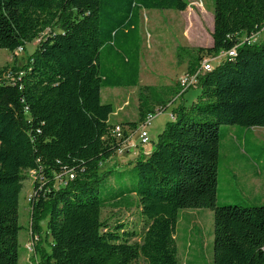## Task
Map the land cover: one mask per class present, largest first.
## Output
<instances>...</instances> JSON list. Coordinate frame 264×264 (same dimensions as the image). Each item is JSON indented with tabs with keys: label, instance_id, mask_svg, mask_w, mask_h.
<instances>
[{
	"label": "trees",
	"instance_id": "1",
	"mask_svg": "<svg viewBox=\"0 0 264 264\" xmlns=\"http://www.w3.org/2000/svg\"><path fill=\"white\" fill-rule=\"evenodd\" d=\"M187 7L184 0H0V49L14 56L37 41L24 66L0 67V264H18V203L29 171L37 176L33 231L45 222L50 238L47 251L34 247L40 264H178L174 232L185 209L213 214L210 264H264V204L217 202L219 128H264V0H213L211 46L176 51L177 65L188 57L187 74L244 36L258 40L198 76L189 88L201 90L197 103L178 104L152 151L113 177L116 184L108 183L113 168L100 172L128 139L125 130L113 136L116 125L134 132L189 90L140 87L138 120L126 124L111 125L113 108L100 101L102 88L138 86L140 12ZM58 177L64 186L55 187ZM131 196L141 232L101 221L105 205Z\"/></svg>",
	"mask_w": 264,
	"mask_h": 264
},
{
	"label": "rangeland",
	"instance_id": "2",
	"mask_svg": "<svg viewBox=\"0 0 264 264\" xmlns=\"http://www.w3.org/2000/svg\"><path fill=\"white\" fill-rule=\"evenodd\" d=\"M188 7L184 12L142 10L140 12V72L137 87L102 88L100 101L102 105H111L113 114L111 123H132L138 120V89L144 86L175 85L185 76L188 57L184 56L182 66L177 65L176 51L181 48L193 54L196 48L211 46L213 25V0H184ZM264 37V31L261 39ZM260 39V40H261ZM37 42V41H36ZM35 42L26 44L24 50L10 54L0 49V67L15 65L21 68L36 48ZM212 61V68L217 66ZM201 95L199 88L189 89L176 102L167 106L165 111L155 115L149 126L145 127L150 142L144 148L139 146L137 136L131 138L123 148L122 154L115 155L111 160L100 166V172L113 168V175L108 183L113 186L118 174L128 173L131 164L138 158L139 152H150L156 144L157 136L164 125L171 120L173 109L184 102L186 107L197 103ZM116 125V124H115ZM236 131V132H235ZM224 135L219 148L217 202L219 205L238 204L251 207L264 204V165L258 166L247 162L245 158H260L264 161V128L242 129L237 126L219 128ZM240 136V140L237 139ZM242 137L247 139L244 155L241 144ZM263 149V150H262ZM143 150V151H142ZM250 161V160H249ZM258 168V169H257ZM261 169V171L259 170ZM114 177V179H113ZM117 181V180H116ZM34 179L27 173L19 195L18 203V264H40L34 251L26 248L41 247L47 251L50 242L46 234L45 222L39 225V234H35L31 221L30 197L33 194ZM136 199L131 196L127 203L118 207L107 204L101 211V221L107 225L123 226L124 231L141 232L143 222L140 217ZM178 264H210L213 256V214L207 209H185L179 212V219L174 232ZM135 239L131 240L134 242ZM138 264H145L139 260Z\"/></svg>",
	"mask_w": 264,
	"mask_h": 264
},
{
	"label": "built area",
	"instance_id": "3",
	"mask_svg": "<svg viewBox=\"0 0 264 264\" xmlns=\"http://www.w3.org/2000/svg\"><path fill=\"white\" fill-rule=\"evenodd\" d=\"M259 38V34L255 33L252 34L250 36H244L242 38H240V40L238 41V43L235 45L234 48H232L231 50L228 51H221L219 52L216 56L214 57H209V58H205L202 63L200 64V68L194 73V74H187L185 73V76L182 77L181 79H179L178 85L179 87L182 89V91L189 89V88H194L196 87L197 84V80H198V76L200 74H203L205 72H209L212 69L211 63L213 60H217L218 62H221L222 60L226 59V58H233L236 55V48L242 44L244 45H251L253 43H255ZM19 52H21V49H18ZM158 115V114H157ZM171 120H173V116L171 115ZM153 117L152 116H148L146 121L143 124H140L136 130L134 132L130 131L127 127L122 128L121 126L116 125L113 128V136L119 140L122 137V133L123 130L126 131V134L128 135V139L126 142H124V144L120 147V149H118L117 151V155L122 154L123 148L126 144H129V142L131 141V138L134 136H137L138 138V144L139 146H141L142 148H144L146 145L149 144L150 139L148 137V134L145 131V127L149 126L150 122L152 121ZM27 173H30L33 176L34 181L36 180L37 176L36 173L34 171H29ZM69 180H71L73 178L72 175L68 174L67 177ZM58 181H54L55 182V187L58 186H64L65 185V181H61L59 180V177L56 178ZM42 180L39 179V183ZM34 193V191H33ZM33 195V194H32ZM32 197V196H31ZM30 197V199H31ZM30 201V200H29ZM29 252L34 251L33 247H27L26 248Z\"/></svg>",
	"mask_w": 264,
	"mask_h": 264
},
{
	"label": "crops",
	"instance_id": "4",
	"mask_svg": "<svg viewBox=\"0 0 264 264\" xmlns=\"http://www.w3.org/2000/svg\"><path fill=\"white\" fill-rule=\"evenodd\" d=\"M35 43H37V42H35ZM211 44H212V41H211ZM182 66V65H181ZM139 72H140V69H139ZM138 80H139V78H138ZM168 86H172V85H168ZM149 87H153V86H149ZM155 87V86H154ZM159 87H163V86H159ZM181 103H184V102H181ZM171 114H172V112H171ZM109 123L111 124V125H115V124H126V123H124V122H118V123H111L110 122V118H109ZM163 130V129H162ZM236 132V131H235ZM236 137H237V139L238 140H240V136H237L236 135ZM241 144H242V146H245V144H246V140H245V137H242V141H241ZM143 151V150H142ZM144 152V154H142V152H139V155H148L149 153H150V150L148 151V149H146V151L144 150L143 151ZM258 169V168H257Z\"/></svg>",
	"mask_w": 264,
	"mask_h": 264
}]
</instances>
